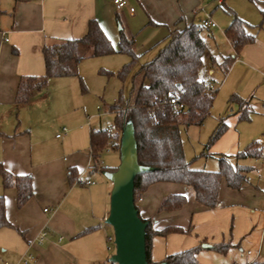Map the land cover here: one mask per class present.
I'll return each instance as SVG.
<instances>
[{"label": "crops", "instance_id": "obj_1", "mask_svg": "<svg viewBox=\"0 0 264 264\" xmlns=\"http://www.w3.org/2000/svg\"><path fill=\"white\" fill-rule=\"evenodd\" d=\"M127 3L124 9H127L126 12L130 16H135L138 10L146 16L149 23L165 26L167 34L192 22L199 23L194 21V12L188 10L182 0H127ZM220 4H223V0ZM129 7L133 8L132 12ZM120 10L115 9L113 0H0V162L13 174L31 175L34 189L33 196L18 208L15 189L4 188L6 217L13 226L0 228V245L4 247L2 253H6L0 264H29L24 261L27 254L32 256L33 264H113L109 261L114 252L111 246L113 240H108L113 237L112 229L109 231V225L104 222L109 210L111 183L98 179L95 176L98 172L91 168L89 134L94 128H83L84 126L78 124L86 123L84 114L74 113V119L60 114L63 108L61 104L66 105L67 101H73L77 97L74 87L68 90L62 88L58 92L57 102H60V108L57 111L51 109L49 87L53 80L67 83L68 79H64L67 76L50 78L46 89L35 93L25 103L15 104L14 97L21 76L44 74L43 46L62 39L83 36L90 19L99 23L112 43L113 35L118 40V34L113 33V27L114 16L116 17ZM184 12H191L192 16H186ZM231 20L232 16L224 24L223 35L234 52L224 34ZM214 28L206 30L211 33L210 30ZM203 40L205 43L204 38ZM252 53L254 57L251 59ZM230 56L234 59L226 71H222L219 66L225 56L221 58L220 63L213 60L225 75L222 86L228 82L230 73L236 66L248 68L247 61L258 64L261 70L264 69V44L258 41L246 44L238 53L234 52ZM208 74L214 75V67L208 69ZM206 80L212 82L215 97L218 81ZM230 91L232 90L226 92L231 93ZM232 94L236 93L230 95ZM252 97L251 95L249 100ZM227 104L232 103L227 100ZM18 111L21 117L19 121L16 120ZM26 111H30L29 116L32 117L25 119ZM220 118H224L226 129L213 143L211 150L215 151L212 148L221 146L227 151L225 154L232 155L238 151L241 141L235 124L239 119L238 108L233 112L230 107L229 113L218 116L217 124ZM63 127L66 131H63ZM53 131L54 143L48 144L45 134L52 136ZM257 142L262 144L263 141L259 139ZM252 168L251 172H254L255 166ZM69 171L74 173L72 182L69 180ZM87 180L94 183L87 184ZM223 181L218 197H225L227 201L224 203L219 200V206L214 209L198 204L191 191L180 183L158 182L145 190L138 201L141 218L154 219L153 228L158 230L170 225L186 230L184 233L155 235L150 250L153 262L163 261L167 255L200 245L203 241L210 244L216 240L224 242L231 230L233 235L244 234L243 237L247 239L253 236V242L257 235L263 233L258 228L264 229V192L252 190L249 204L245 201V206L235 205L233 203L242 201L238 200L240 196L231 197V192L239 191L226 186L229 190L227 191L226 187H223ZM163 193L185 195L186 209L155 213ZM193 208L196 209V217L188 220L187 213ZM235 211H238V214L244 213L245 216L244 225L237 231L232 220L229 228L227 226L228 214H234ZM202 223L207 224L206 230L199 226ZM189 227L191 229L188 231ZM5 228L14 230L15 234L9 235L7 231H1ZM42 228L45 229L46 235L43 241L38 243L37 235ZM211 234L218 235L215 241ZM207 235H211L210 240ZM256 261H261L257 254L247 250L246 254L240 256L237 264Z\"/></svg>", "mask_w": 264, "mask_h": 264}, {"label": "trees", "instance_id": "obj_2", "mask_svg": "<svg viewBox=\"0 0 264 264\" xmlns=\"http://www.w3.org/2000/svg\"><path fill=\"white\" fill-rule=\"evenodd\" d=\"M261 12L264 15V10ZM247 26L245 21L232 14L231 23L224 30L235 53L254 41V36L247 32ZM201 31L202 26L193 22L181 29L169 31L155 56L142 64L131 76L128 99L126 101L116 100L110 105L109 110L113 113V121L110 125H114L115 130H108V127L90 130L91 168L98 173L105 170L112 171L116 167L102 165L101 155L106 151L108 141L111 143L110 150L118 151L121 129L127 120L132 121L138 162L141 165L154 167L153 171L135 177L134 201L138 213V199L151 184L158 182L184 184L190 189L198 204L208 209H214L220 203L218 195L221 181L224 180L228 188L239 190L243 183L248 182V174L253 169L252 166L241 162L264 157L262 147L258 142H250L242 150H238L232 155L208 153L209 147L226 129L224 118H220L205 145V153L217 157V170L194 169L191 168L190 162L185 160L178 127L181 124L200 126L209 114L215 94L214 89L213 94L207 96L203 88V80L199 76L202 57L206 49ZM113 52L127 54L132 58V61L135 60L137 56L134 53L133 36L127 35L123 29H120L117 44L114 47L99 23L95 19H90L83 36L62 39L43 46L44 74L21 76L17 84L14 103H25L35 93L44 91L50 78L77 75L76 66L83 58ZM233 59L231 56L225 57L219 65L221 70L226 71ZM128 72L129 65H124L117 72V76L123 80ZM170 98H175L183 103L184 109L179 115L173 114V104L170 103ZM228 101L237 105L239 119L247 117L250 112L248 100L232 94ZM0 177L3 188L15 189L18 208L33 196L31 175L13 174L7 171L0 162ZM74 178L73 171H69L70 182ZM185 202L186 197L183 194H168L159 202L156 213L175 212ZM143 220L148 221L145 229L148 262H153L150 258V250L152 238L155 235L165 236L169 233H184L186 231L173 225L158 230L153 228L154 219ZM12 226L6 217L5 199L1 195L0 228ZM190 229L191 227L187 230ZM229 246L228 243L213 244L214 249L222 252L226 251ZM200 249V245L184 249L167 255L163 261L167 264H196L197 253ZM249 264H264V261Z\"/></svg>", "mask_w": 264, "mask_h": 264}, {"label": "rangeland", "instance_id": "obj_3", "mask_svg": "<svg viewBox=\"0 0 264 264\" xmlns=\"http://www.w3.org/2000/svg\"><path fill=\"white\" fill-rule=\"evenodd\" d=\"M182 2L185 4V7H188V10L194 12L193 16L191 12H184L186 16H192L194 21L198 22L201 19L207 18L216 24V27L210 30L211 33H208L206 28H202L201 31V36L206 41V49L202 57V66L199 76L201 79H214L219 83L210 114L205 118L203 124L200 126L192 124L186 126L181 124L178 127L185 160L190 162L191 168L194 169L209 170L207 168H213V170H217V157L215 155H207L205 153V145L217 126V117L229 113L230 107L233 112L237 110L234 103L231 105L227 104L228 97L231 93H236L245 100H249V97L251 95L253 96L248 102L250 112L247 117L238 119L235 123L237 124V130L240 133L241 140L238 150H242L250 142H257L259 139H262L263 142L260 145L262 146L264 155V78L262 75L264 69L261 70L258 64L247 61L249 67L242 68L236 66L230 73L228 82L225 86H222L221 84L223 83V77H225V75L220 71L218 66L214 64V61L220 63L223 56L228 57L234 54L223 35V26L228 22L232 14H236L237 17L248 24L246 29L249 34L254 36V42L258 41L264 44V15L261 12L264 10V0H223V4H220L221 0H182ZM126 10L123 8L118 11L117 18L114 16L115 26L113 27V33L117 35L119 30L123 29L127 35L133 36L134 53L137 56L135 60L132 61L129 55L120 52H113L100 56H88L80 60L77 64V75L64 78L68 79L67 83L62 84L58 82L60 80H53L50 84V105L51 109L54 111L60 108V102H57L58 92L61 91L62 88L68 90L71 89L72 86L74 87L77 97L74 98L73 101H67L66 105L61 104L63 108L60 110V114L63 116L67 115L66 118L69 119L75 118L74 113L77 115L84 114V117L86 116V123H78L84 126L83 128L89 126L94 129L97 127L106 128L112 123L113 113L109 110L110 105L116 100L126 101L128 99L131 87V76L142 64L151 60L164 43V38L167 34L165 26L149 23L146 16L138 10H136L135 16H130ZM109 41L111 42L110 39ZM111 44L116 47L117 38L116 36L114 37V35L113 43L111 42ZM250 56L252 59L253 53L250 54ZM124 65H129V72L126 77L121 80L117 76V72ZM210 67H214L213 76L208 74V69ZM69 81L72 84H70ZM227 90L232 91H230L231 93H227ZM97 106L100 107V110H97ZM48 107L49 106H47V109ZM19 111L16 113L17 121L21 119ZM29 113L30 111L24 113L25 119L31 116H29ZM54 134V131L52 136L45 134V141L48 144L54 143ZM211 146L209 147L208 153L215 154L227 152L225 149H222L221 146L212 148L215 150L213 151L211 150ZM101 163L104 166L116 167L119 164V152L114 150L104 151L101 155ZM241 163L252 167L255 166V171L248 174V182L242 184V187L238 190L239 192H231V197L240 196L238 200L242 201L241 203L233 204H243L242 206H245V201L248 204L251 202L250 193L252 190L264 192V159L263 157L258 159H247ZM95 176L100 180L110 182L100 173H96ZM223 187H226L224 181ZM225 189L229 191L227 187ZM159 193L156 195L159 196ZM163 194L160 197L161 199L168 195ZM1 195L5 196L0 177V196ZM219 200H222L224 203L227 201L225 197H221ZM231 201H233V199ZM186 206L187 198L185 204L179 210L186 209ZM189 207L188 205V208ZM195 212V208L188 211V220H191L192 217H196L197 213ZM244 217V213L238 214V211H235L234 214L229 213L227 217L228 228L232 220V224L235 223V231H237L242 224L244 225ZM219 219L221 220L222 216H220ZM261 219L263 218L261 217ZM199 226L205 230L208 228L206 223L199 224ZM107 227L109 231H111V226ZM258 229L263 231V233L261 232L259 235L256 234L257 236L254 242L252 241L253 236L247 239L243 237L244 234L240 236L233 235V230H231V234L226 235L224 242L217 241L218 235L211 234L214 236V241L216 240L213 244L228 243L230 246L226 251L222 252L214 249L213 244L203 241V243H200L201 247H203V244H208L211 248H201L197 255L196 264H233V262L237 264L240 260V256L246 254L247 250L256 253L257 258L264 261V229ZM1 231H7L9 235L15 234L14 230L8 228ZM192 235L195 236L194 233ZM211 235H207L209 240L211 239ZM198 236L200 237V233ZM1 242L2 239L0 237V243ZM111 246L114 251L115 246L113 242ZM3 248L4 247L0 245V263L3 262V256L6 254L2 253Z\"/></svg>", "mask_w": 264, "mask_h": 264}, {"label": "water", "instance_id": "obj_4", "mask_svg": "<svg viewBox=\"0 0 264 264\" xmlns=\"http://www.w3.org/2000/svg\"><path fill=\"white\" fill-rule=\"evenodd\" d=\"M119 164L115 170L101 174L111 183L109 210L104 222L111 226L115 250L109 261L115 264H167L165 261L148 262L146 258L145 229L148 224L138 213L134 201V180L139 174L154 167L138 162L135 130L127 120L120 132ZM203 247H211L203 244Z\"/></svg>", "mask_w": 264, "mask_h": 264}, {"label": "built area", "instance_id": "obj_5", "mask_svg": "<svg viewBox=\"0 0 264 264\" xmlns=\"http://www.w3.org/2000/svg\"><path fill=\"white\" fill-rule=\"evenodd\" d=\"M200 1H203V0H200ZM113 4H114L116 10H120V9H122V8H124V7H126L128 5L127 0H113ZM129 11L132 12L133 8L129 7ZM199 24L202 26V28L203 27L204 28L216 27V24L213 21H211V20H209L207 18L201 19L199 21ZM5 40H7V39L5 38ZM262 75H263V78H264V70H263ZM202 84H203V88H204L207 96H211L213 94V91H214V86H213L212 82L207 81V80H203ZM169 101H170V103L173 104V114L174 115H179L181 113V111L184 109L183 103L179 102L175 98H170ZM97 108H98V110L100 109V107H97ZM62 129H63V131H66L65 127H63ZM108 130H111V131L115 130V126L114 125H109L108 126ZM110 144H111L110 141H108L107 144H106V151L110 150ZM86 183L87 184H92L94 182L91 181V180H87ZM140 199L141 198H139L138 201H140ZM43 210L46 211L47 209H43ZM45 235H46V231H45L44 228H42L39 231L38 235H37L38 243H41L43 241ZM108 240L112 241L113 237H109ZM24 261H28L29 264H33V258H32V256L30 254H27L25 256ZM5 264H8V263H5Z\"/></svg>", "mask_w": 264, "mask_h": 264}]
</instances>
